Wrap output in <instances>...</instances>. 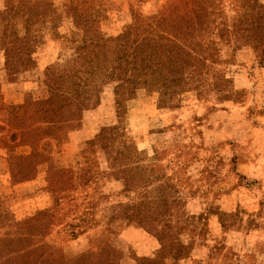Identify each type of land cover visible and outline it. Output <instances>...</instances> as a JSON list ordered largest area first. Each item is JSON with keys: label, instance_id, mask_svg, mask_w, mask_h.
Instances as JSON below:
<instances>
[{"label": "rangeland", "instance_id": "rangeland-1", "mask_svg": "<svg viewBox=\"0 0 264 264\" xmlns=\"http://www.w3.org/2000/svg\"><path fill=\"white\" fill-rule=\"evenodd\" d=\"M66 1L69 5L76 2ZM168 1L142 0L138 12L155 17ZM257 1L258 6L241 0H216L211 8L195 4L181 58L191 60L204 50L213 62L222 57L224 61L211 68L222 79L220 87L208 80L201 95L188 91L161 105L156 89L138 80L133 98L126 102L128 131L120 146L127 152L139 151V165L133 173L135 194L140 200L157 199L160 187L167 183L168 197L178 202L173 214L204 224L200 245L177 260L164 258L163 264H264V53L254 49L264 36L262 30L250 28L254 23L263 26L256 14H264V0ZM128 4L129 0H107L99 9L94 29L107 37L118 34L131 21ZM2 5L0 0V9ZM236 27L248 28L239 36L240 47H222ZM65 31L64 23L47 31V44L37 51L33 64L20 65L0 51V120L7 113L2 104H23L44 96L45 67L71 55L61 47ZM221 89L227 99L217 101ZM115 123L114 96L108 87L99 105L83 114L79 129L70 132L66 142L52 143L48 149L55 155L59 149L64 162L70 163L95 142L104 127ZM10 132L0 121V202L21 220L50 207L53 200L46 188L45 163L36 168L31 180L12 185L10 146L5 143ZM13 146L17 154L30 152L22 143ZM145 174L149 176L148 194L143 187ZM123 189V181H101L99 191L109 197L98 202L89 228L65 243L74 259L86 260L92 253L104 252L108 234L118 264H149L141 259H159L157 241L139 227L133 210L121 205L127 201L118 194ZM72 195L79 196V189ZM83 211L64 205L56 214L70 221ZM215 240H223L228 249L216 251Z\"/></svg>", "mask_w": 264, "mask_h": 264}, {"label": "trees", "instance_id": "trees-1", "mask_svg": "<svg viewBox=\"0 0 264 264\" xmlns=\"http://www.w3.org/2000/svg\"><path fill=\"white\" fill-rule=\"evenodd\" d=\"M216 0H169L155 17L141 15L142 0H129V24L113 36L94 29L99 9L107 0H3L0 9V51L20 65L35 63V54L47 44V31L64 23L66 31L61 47L71 55L44 69L46 91L39 99L29 98L23 104H2L6 117L0 121L11 129L5 143L9 150V174L12 185L31 180L36 168L47 165L46 188L53 203L29 217L15 219L0 202V264H118L116 247L108 234L103 240L104 252L92 253L86 260H76L65 243L77 239L89 228L98 202L109 195L99 191L101 181H123L121 202L134 212L139 227L158 243L159 259H145L149 264H163L164 258L179 259L200 245L204 224L182 220L173 214L178 207L168 197L164 183L157 199L136 195L133 173L139 165V151L127 152L120 141L127 135L126 102L135 94V83L144 80L159 94V104L173 101L183 93L201 95L208 80L220 87L221 77L211 68L223 62L210 59L201 51L191 60L181 58L191 33V15L198 2L211 8ZM258 6L257 0H241ZM264 36V14L258 13ZM248 28L236 27L222 47H240L239 36ZM235 49V48H234ZM254 49L264 53V40ZM62 57L58 53V59ZM112 88L116 123L106 126L90 146L82 149L70 163H65L58 149L70 132L79 129L85 112L95 109L105 88ZM225 91L217 101L225 100ZM179 99L177 100V102ZM16 142L30 148L27 155L12 150ZM105 164L101 170L100 166ZM145 194L149 176L144 175ZM165 178V177H164ZM172 188V187H171ZM79 189L80 195L72 193ZM147 190V191H146ZM71 192V194H70ZM66 205L73 211L84 210L67 221L56 211ZM79 206V208H78ZM89 212V213H87ZM55 236V238H53ZM186 236V239H182ZM61 237V241H56ZM215 250L225 247L215 240Z\"/></svg>", "mask_w": 264, "mask_h": 264}, {"label": "crops", "instance_id": "crops-1", "mask_svg": "<svg viewBox=\"0 0 264 264\" xmlns=\"http://www.w3.org/2000/svg\"><path fill=\"white\" fill-rule=\"evenodd\" d=\"M1 58H2V55H0V64H1Z\"/></svg>", "mask_w": 264, "mask_h": 264}]
</instances>
